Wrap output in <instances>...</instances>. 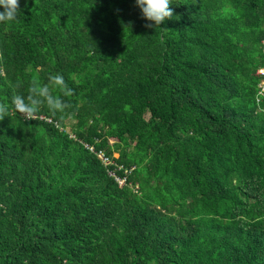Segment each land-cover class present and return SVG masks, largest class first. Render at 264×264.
Returning a JSON list of instances; mask_svg holds the SVG:
<instances>
[{
  "label": "trees",
  "instance_id": "1",
  "mask_svg": "<svg viewBox=\"0 0 264 264\" xmlns=\"http://www.w3.org/2000/svg\"><path fill=\"white\" fill-rule=\"evenodd\" d=\"M170 2L156 28L135 0L0 23V103L73 90L0 120V264H264V0Z\"/></svg>",
  "mask_w": 264,
  "mask_h": 264
},
{
  "label": "clouds",
  "instance_id": "2",
  "mask_svg": "<svg viewBox=\"0 0 264 264\" xmlns=\"http://www.w3.org/2000/svg\"><path fill=\"white\" fill-rule=\"evenodd\" d=\"M136 6L140 8L142 18L152 23L145 27H160L167 19L173 17V10L170 7V0H135ZM0 23H10L17 18L20 10L19 0H0ZM53 91L58 95H53ZM28 95L14 94L11 97V104L0 103V120L9 115L10 108L23 115L27 120H34L42 106L56 114L64 112L70 105L61 97L71 96L73 90L67 86L61 74L50 75L48 83H41L38 78L33 77L27 89Z\"/></svg>",
  "mask_w": 264,
  "mask_h": 264
},
{
  "label": "rangeland",
  "instance_id": "3",
  "mask_svg": "<svg viewBox=\"0 0 264 264\" xmlns=\"http://www.w3.org/2000/svg\"><path fill=\"white\" fill-rule=\"evenodd\" d=\"M261 70H264V68H263V69H260L259 72H260ZM111 142L113 143L114 140H111ZM114 156H115V157H118V156H119V153H118V152H115V153H114Z\"/></svg>",
  "mask_w": 264,
  "mask_h": 264
},
{
  "label": "built area",
  "instance_id": "4",
  "mask_svg": "<svg viewBox=\"0 0 264 264\" xmlns=\"http://www.w3.org/2000/svg\"><path fill=\"white\" fill-rule=\"evenodd\" d=\"M259 74H261V75H264V70H261L260 72H259ZM262 85H264V82H263V84ZM102 157H104L105 158V156L102 154Z\"/></svg>",
  "mask_w": 264,
  "mask_h": 264
}]
</instances>
